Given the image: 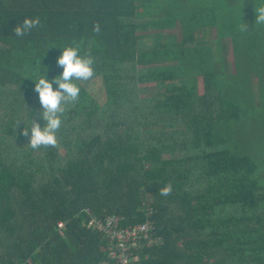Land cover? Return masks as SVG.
I'll return each instance as SVG.
<instances>
[{
	"label": "trees",
	"instance_id": "1",
	"mask_svg": "<svg viewBox=\"0 0 264 264\" xmlns=\"http://www.w3.org/2000/svg\"><path fill=\"white\" fill-rule=\"evenodd\" d=\"M262 6L0 0V264H115L104 235L86 227L90 214L151 222L160 243L140 249L137 264H264V158L240 144L246 106L223 79L228 42L206 39L207 28L246 39L248 51L228 43L234 74L240 62L264 63ZM36 17L37 28L14 35ZM76 45L95 75L76 82L57 146L33 150L21 131L42 111L35 83L59 76L58 57ZM94 78L102 104L87 90Z\"/></svg>",
	"mask_w": 264,
	"mask_h": 264
},
{
	"label": "clouds",
	"instance_id": "2",
	"mask_svg": "<svg viewBox=\"0 0 264 264\" xmlns=\"http://www.w3.org/2000/svg\"><path fill=\"white\" fill-rule=\"evenodd\" d=\"M256 24H264V6L256 9ZM41 21L39 17L24 18L23 23L14 28V35L22 37L37 28ZM241 30L246 28L242 25ZM93 31L100 32L99 24H94ZM57 66L62 68V73L48 80L43 75L35 83L34 91L38 94V101L42 111L38 113L37 120L31 121L29 128H24L21 135L29 137L28 146L33 150L41 148H55L58 144L57 133L59 132L66 112V106L78 101L80 87L77 81H88L95 75V60L90 54L80 55L79 45L64 47L58 57ZM56 86L55 89L53 86ZM43 120L41 127L38 122ZM171 183L159 190L161 196L167 197L172 193Z\"/></svg>",
	"mask_w": 264,
	"mask_h": 264
},
{
	"label": "rangeland",
	"instance_id": "3",
	"mask_svg": "<svg viewBox=\"0 0 264 264\" xmlns=\"http://www.w3.org/2000/svg\"><path fill=\"white\" fill-rule=\"evenodd\" d=\"M176 32L178 34V30ZM206 33L209 34V37L206 38L207 40L214 39L216 43L219 40L222 41V43L228 42L230 47L233 45L244 51H248L247 41L244 37L232 39L231 37L217 35V37L214 38V30H209L208 28ZM228 43H226V67L228 71L223 79L228 81V90L232 94V97L236 100L240 98V102H244L246 106L244 108L245 120L240 127L236 126V128H239L240 144L243 146V151L249 155H259L264 158V108H260L261 111H259V113L257 111L259 104L261 102L264 104V99L260 102L259 96L260 88L264 90V63H258L255 59L254 61L249 60L247 63L240 62L234 66L243 71H237L239 74H234L231 50ZM87 90L100 104L104 103L105 93L100 78L92 79L87 86ZM249 105L253 107L251 108ZM257 160L259 159L257 158ZM258 172L262 173L264 169H259Z\"/></svg>",
	"mask_w": 264,
	"mask_h": 264
},
{
	"label": "built area",
	"instance_id": "4",
	"mask_svg": "<svg viewBox=\"0 0 264 264\" xmlns=\"http://www.w3.org/2000/svg\"><path fill=\"white\" fill-rule=\"evenodd\" d=\"M86 227L104 235L109 243L108 257L115 264H137V253L142 248L158 245L160 240L152 235L151 222L145 220L129 227H120V217L115 214L106 217L89 215ZM58 230L64 228L57 222Z\"/></svg>",
	"mask_w": 264,
	"mask_h": 264
}]
</instances>
